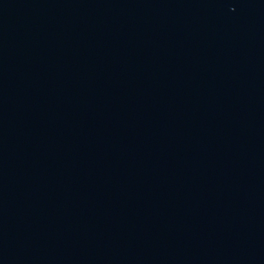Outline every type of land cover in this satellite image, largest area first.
<instances>
[{"label": "water", "instance_id": "obj_1", "mask_svg": "<svg viewBox=\"0 0 264 264\" xmlns=\"http://www.w3.org/2000/svg\"><path fill=\"white\" fill-rule=\"evenodd\" d=\"M0 264H264V0H0Z\"/></svg>", "mask_w": 264, "mask_h": 264}]
</instances>
